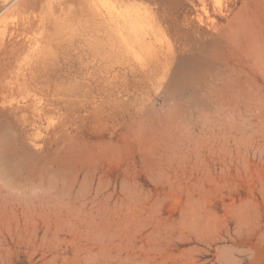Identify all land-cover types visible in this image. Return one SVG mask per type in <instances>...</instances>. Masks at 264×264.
<instances>
[{
	"label": "rangeland",
	"instance_id": "374dc122",
	"mask_svg": "<svg viewBox=\"0 0 264 264\" xmlns=\"http://www.w3.org/2000/svg\"><path fill=\"white\" fill-rule=\"evenodd\" d=\"M23 1L0 264H264V0Z\"/></svg>",
	"mask_w": 264,
	"mask_h": 264
},
{
	"label": "bare ground",
	"instance_id": "6f19581e",
	"mask_svg": "<svg viewBox=\"0 0 264 264\" xmlns=\"http://www.w3.org/2000/svg\"><path fill=\"white\" fill-rule=\"evenodd\" d=\"M23 1V0H22ZM24 2V1H23ZM23 2H21L22 4H23ZM81 2H83V0L81 1ZM96 3V2H95ZM29 5V4H28ZM88 5V4H87ZM91 4H89L88 5V7L91 9L92 8V6H90ZM97 5V4H96ZM32 6H34V5H32ZM30 7V6H29ZM95 8V7H94ZM23 9V8H22ZM81 10H82V7L80 8ZM99 10V9H98ZM102 10V9H101ZM32 12V11H31ZM30 12V13H31ZM90 12V11H89ZM100 12H102L103 13V11H100ZM99 12V13H100ZM86 13H87V11H86ZM104 14V13H103ZM101 15V14H100ZM27 18V17H26ZM105 18H107L106 16H105ZM22 20L21 21H23L22 23H24V21L25 20H23L24 19V17H22L21 18ZM28 19V18H27ZM29 21V20H28ZM28 21H25V24H26V22L28 23ZM30 22H31V19H30ZM33 22V21H32ZM120 22H121V17H120V14L119 13H111V15H110V24L113 26V29L115 30V31H119L120 29H121V25H120ZM17 25V24H16ZM32 25V24H31ZM21 26V25H20ZM26 25H23L22 26V28H24ZM13 27H15V26H13ZM27 27V26H26ZM31 27V26H30ZM21 28V27H20ZM20 28H15L14 29V31H13V36H18L19 35V37L17 38V40H19V38L22 36L23 37V39L25 38L24 37V35H20L21 33H22V31H24V29L21 31L20 30ZM28 28V30H31L29 27H27ZM32 28V27H31ZM27 31V30H26ZM25 32V31H24ZM23 32V33H24ZM29 31H27L26 32V34L28 33ZM31 32V31H30ZM11 34V33H10ZM12 36V35H11ZM28 35H26V37H27ZM21 37V38H22ZM13 38V37H12ZM12 38H10L8 41H10V42H12L11 40H12ZM16 39V38H15ZM14 41V40H13ZM16 41V40H15ZM14 41V42H15ZM22 40H20V41H18V42H21ZM13 42V43H14ZM4 39H1L0 40V50L3 48L2 46H4ZM12 48V47H11ZM3 51H4V49H3ZM2 51V52H3ZM6 51V50H5ZM195 213H196V216L198 215H200L197 211H195ZM210 215H205L204 217L202 216V215H200V222L202 223V226L203 227H207V226H209L210 225V223H211V217H212V215H211V217H209ZM241 225V224H240Z\"/></svg>",
	"mask_w": 264,
	"mask_h": 264
}]
</instances>
